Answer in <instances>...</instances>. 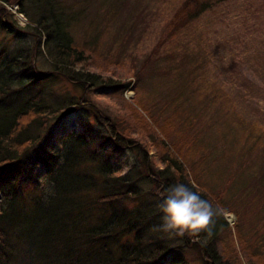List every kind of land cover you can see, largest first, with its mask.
Wrapping results in <instances>:
<instances>
[{
  "label": "trees",
  "instance_id": "1",
  "mask_svg": "<svg viewBox=\"0 0 264 264\" xmlns=\"http://www.w3.org/2000/svg\"><path fill=\"white\" fill-rule=\"evenodd\" d=\"M153 2L156 1L149 0V5L156 4ZM213 3L212 0H182L169 19L167 18L164 34L174 33L179 25L186 28L185 22L190 24L191 18L210 9ZM149 5L147 8L151 10ZM0 10L3 11L0 15L3 22L7 9L2 7ZM20 12L25 13L24 10ZM42 12L36 9L31 15L28 14L27 18L36 25L40 34L47 37L48 55L54 66L52 73L62 75L73 86L81 88L85 94H88L93 86L101 83L118 87V84L115 85L117 83L115 81L118 80L114 71L122 66L125 55L120 58L121 60L103 58L97 50L92 51L73 42L72 37L61 28L47 30L41 21ZM31 16H36V19ZM161 45L162 41H158L153 52L158 51ZM171 47L177 53H172L176 54L173 58L178 55L179 58L183 57L182 47L176 45ZM151 58L152 56L148 55L139 67L132 65V72L129 74L137 76ZM11 63L18 67L25 64L19 58L13 59ZM171 69L177 74L171 71L170 76L167 75L168 86H177L181 95L178 102L182 99L183 102L188 103L186 108H190L191 103L194 105L199 103L204 110H207L210 103L208 99L213 101L216 97L212 90L213 82H206L196 72L193 77L187 75L184 65L174 66ZM108 71H111V75L105 77ZM183 76H186L185 80H181ZM22 83L18 82V85ZM129 83L130 81H126V84ZM12 85L14 82L10 79L3 80L0 85V191L8 196L9 202L8 210L4 211L0 208V264H190L185 257L186 246L195 247L199 251L203 264H222L225 261L227 264H238L240 262L237 259L238 250L251 254L256 264H264V251L252 252V248L245 242L238 228V223L233 224V236L231 226L223 214L227 210L228 198L236 193L235 182L239 178H233L232 182L228 179L229 182L225 183L220 177L221 173H215L217 178L206 179L211 189L203 190L194 181V177L202 179L203 173L198 169V175L194 171L192 173L176 150L178 147L182 150L185 147L186 156L192 162L209 158L207 163L212 165L213 159H210L212 152L216 156H225L237 145L236 140L241 139L237 152L229 155L231 160H235L236 164L240 161V165L243 166L244 159L250 158L256 151L260 155L259 158L263 159L264 155L261 154L264 152L261 153V148L264 150V132L257 126L246 129L242 120L233 115L231 106L226 105L223 111L218 108L220 110L218 115L214 118L212 116L210 123L205 127L200 124L201 111L196 105L198 109L196 114L192 113L191 109L178 108L179 115L183 116L182 120L186 121L185 125L188 122L190 131L184 134V137H180L181 139L172 137L173 144L166 143L159 134L166 130L168 135L172 136V118H169L171 122L162 123L163 119L157 112H153L142 96L135 98L128 116L122 115L119 122L110 120L93 108L95 123L99 125L97 131L92 134L85 126L86 120L84 121L80 116L78 125L83 126L82 131L70 137L62 136L59 139L62 148L58 151L51 147L48 141L53 132V124L56 118L59 119L65 112L80 108L81 103H73L70 100V102L56 103L54 106L38 92L18 105H4L3 101L17 92V90L12 91ZM143 107L152 111L154 125L145 116ZM214 107L213 104L211 109ZM221 114L226 115L224 127L227 132L222 129L223 131L218 130L217 134H213V129L219 128L223 122L220 119ZM229 117L234 119V123L238 122L237 124L242 126L234 127L229 124L232 122L229 121ZM189 123L198 126L197 130H193ZM241 132L252 137H244ZM253 132L257 133L254 137ZM244 138H248L249 144ZM215 139L221 143L215 144ZM186 140L191 141L185 144ZM206 141L208 147L204 145ZM89 143L97 144L96 151L92 155H87L83 150V146ZM218 146L221 147L222 153L216 152ZM38 147L48 152L43 154L42 151L36 150ZM35 150L42 158V161H37L35 164L41 163L46 166L44 175L49 176L53 188L48 192L38 190L35 195L25 198L26 196L20 195H23L25 192L22 191L28 189L31 184L26 183L23 171L27 166L28 155ZM127 150H135L139 154L135 164L138 169L134 168L133 171L122 173L124 164L119 157ZM150 151L153 155L148 157ZM203 151L206 153L204 157L201 155ZM99 152L103 156L98 155L99 157L96 158ZM88 159L94 161L91 167L87 165ZM159 164L161 168H158ZM71 168L74 172L83 175L85 183L83 187L77 189L79 190L76 195L77 201L67 205L63 203L65 188L61 186L60 180ZM6 169L18 171L19 179H15L12 171L5 172ZM136 177L151 185L149 192L159 198V203L166 189L176 183L194 187L204 199L209 200L218 209L219 214L211 237L204 233L196 236L174 234L176 237H183L184 241L178 243L179 245L171 246V243L168 244L164 238L156 236L157 234L145 236L146 225L152 224L155 218L158 220L151 226L160 227L162 214L160 211L139 210L131 214L132 210H127L125 203L141 196L136 189L138 186ZM214 180L218 181L216 186ZM6 181H8L7 185ZM32 187L33 190L38 189L37 185ZM96 192L97 195H93ZM89 194L92 196L89 197ZM27 196L30 195L27 193ZM224 229L229 234V244L221 245L220 250L216 244L220 243ZM235 240L239 244V249L238 245L235 246ZM172 252L174 254H171Z\"/></svg>",
  "mask_w": 264,
  "mask_h": 264
},
{
  "label": "rangeland",
  "instance_id": "2",
  "mask_svg": "<svg viewBox=\"0 0 264 264\" xmlns=\"http://www.w3.org/2000/svg\"><path fill=\"white\" fill-rule=\"evenodd\" d=\"M155 1L153 2L156 3L155 5H149V0L0 1V9L2 7L7 9L3 22L0 19V85L3 80L10 79L14 82V85L11 86L12 91L17 90L5 99L3 104L18 105L38 92L43 94L54 106L56 103L70 102V100L73 103L80 102V108L65 112L59 119L56 118V122L53 124V132L48 141L51 147L53 146L58 151L62 148L59 142L62 136L70 137L72 134L82 131L83 126L78 125L80 116L84 118V121L86 120L87 129L94 134L99 125L95 123L93 108L110 120L119 122L122 115L127 114L128 116L132 102L140 96L144 97L146 104L163 119L162 123L170 121L169 118H172V136H169L164 129V131H158L166 143L173 144L172 137L181 139L185 136L184 134L190 131L188 122L185 125L186 121L182 120V115H179L178 108L180 107H184L185 110L191 109L190 111L195 114L199 109L202 118L200 124L205 127L210 123L212 116L214 118L218 115L220 111L218 108L223 111L225 106L229 105L233 115L242 120L246 129L257 126L264 132V0H212L214 3L210 9L191 18L190 24L185 22L186 28L179 25L177 30L169 35L164 34L166 23L182 0ZM147 5L152 9L147 8ZM36 9L43 11V15H40L41 21L47 30L61 28L72 37L73 42L89 50H97L103 58L111 57L121 60L120 58L125 55L122 66L117 67L114 71L118 80L114 81L117 82L115 85L118 84V87L114 88L101 83L93 86L90 92L85 94L81 88L73 86L62 75L52 73L54 66L48 55L47 37L40 34L36 25L27 18L28 14L31 15L32 11ZM21 10H24L25 13H20ZM2 12L0 10V15ZM31 18L36 19V16H31ZM158 41H162V45L158 51L153 52ZM173 45L182 47V58H179V55L173 58V55L177 54L171 47ZM148 55L152 56L148 65L137 76L129 74L132 72V65L139 67ZM15 58L23 60L25 64L20 67L14 66L11 61ZM181 65L185 66L187 75L193 77L196 72L206 82H213L212 90L216 97L213 101L208 99L210 103H208L207 110H204L199 103L196 104L195 100L193 102L198 109L193 103L190 104V108H186L188 103L183 102L182 99L178 102L181 95L177 86H168L167 75L170 76L171 71L175 75L177 74L171 68L181 67ZM106 73L105 77L111 75V71ZM185 78L186 76H183L181 80H185ZM33 79H36L35 82L29 83ZM126 81H130V83L126 84ZM18 82L23 83L18 85ZM187 93L190 94V92ZM213 104L215 107L211 109ZM143 110L149 122L153 124L152 111L146 107H143ZM220 119L223 122L220 126L217 125L219 128L214 127L213 134H217L218 130L223 131L222 129L227 132L224 127L226 115L221 114ZM230 120L232 122L229 124L234 127L242 126L237 124L238 122L234 123V119L229 117ZM189 124L193 130H197L198 126ZM244 131L247 132V130ZM245 132H241L244 137H252ZM253 133L254 137L257 133ZM244 139L249 144L248 138ZM190 141L186 140L185 144ZM236 141L237 145L225 156H216L212 152V157H210L213 159L212 165L207 163L209 158L192 162L186 156L185 147L183 150L180 147L176 150L181 154L183 162L192 173L194 171L198 175L197 169L203 173L202 179L194 177L195 183L203 190L211 189L206 179L217 178L215 173H221L220 177L225 183L229 182L228 179H231L232 182L233 178H239L235 182L236 193L230 195V199L228 198L230 196L227 197V210L223 214L231 226L232 235L233 224L238 223L245 242L250 245L252 252L257 253L264 251V158H259L260 155L256 151L250 158L244 159L243 166L240 165V161L236 164V161L229 157L239 148L241 139ZM214 142L218 145L221 143L217 139ZM207 144L206 141L204 145L207 146ZM96 146L97 144H86L83 146L84 153L92 155L96 151ZM197 148L200 147L197 146ZM36 150L42 151L43 154L48 152V150H41V147ZM36 150L31 151L28 155L27 166L23 171L26 183L31 184L28 189L25 188L22 191L25 192L23 195L20 193V196H26L25 198L35 195L38 190L48 192L53 188L49 176L45 177L44 175L46 166L41 163L35 164L37 161H42ZM216 152L222 153L223 151L218 146ZM262 152L264 150L261 148ZM98 155L103 156L99 152L96 154V158L99 157ZM152 155L153 152L150 151L148 157ZM201 155L204 157L206 153L203 151ZM47 157L50 158L49 154ZM138 157L139 154L135 150L123 152L119 157V160L124 164L122 173L133 171L134 168L138 169L135 165ZM93 164L92 159L87 161L89 167ZM161 167L159 164L158 168ZM11 171L15 179L18 180V171L5 170L7 173ZM136 180L138 185L136 189L141 193V196L125 203L127 210H132L131 214L136 213L137 210L160 211L157 207L159 198L149 192L151 185L141 179L137 178ZM60 181L61 186L65 188L63 192L65 193V202L63 203L72 205L77 201L78 196L76 195L79 191L77 189L83 187L85 179L81 173H76L71 168ZM217 182L213 181L216 183L214 186L218 184ZM5 183L7 185L8 181ZM32 185H37L38 189L34 188L35 190H33ZM27 193L30 196H27ZM97 193H93V195L96 196ZM88 196L87 198H89ZM26 201L24 202L26 203ZM8 204V196L0 191L1 210H8ZM157 220L155 218L154 222H151L152 224H148L150 228L146 225L145 236L157 234L156 236H161L168 244L171 243V246L183 243V237H176L174 234L161 231L160 227L151 226ZM160 221L162 222V220ZM228 241L229 234L224 229L220 243L216 244V247L221 250V245L229 244ZM236 245L239 249V244L235 240ZM184 251L190 264H203L200 253L195 247L186 246ZM238 252L237 259L240 261L238 264H256L254 257L251 258V254L242 253L239 250ZM222 264L227 263L225 261Z\"/></svg>",
  "mask_w": 264,
  "mask_h": 264
},
{
  "label": "clouds",
  "instance_id": "3",
  "mask_svg": "<svg viewBox=\"0 0 264 264\" xmlns=\"http://www.w3.org/2000/svg\"><path fill=\"white\" fill-rule=\"evenodd\" d=\"M157 207L162 214L160 230L179 236L204 233L211 237L219 214L209 200L184 183H176L166 189Z\"/></svg>",
  "mask_w": 264,
  "mask_h": 264
},
{
  "label": "bare ground",
  "instance_id": "4",
  "mask_svg": "<svg viewBox=\"0 0 264 264\" xmlns=\"http://www.w3.org/2000/svg\"><path fill=\"white\" fill-rule=\"evenodd\" d=\"M21 13V12H20Z\"/></svg>",
  "mask_w": 264,
  "mask_h": 264
}]
</instances>
